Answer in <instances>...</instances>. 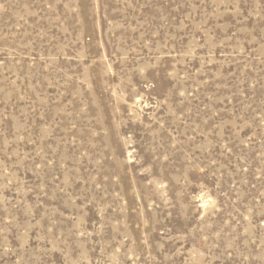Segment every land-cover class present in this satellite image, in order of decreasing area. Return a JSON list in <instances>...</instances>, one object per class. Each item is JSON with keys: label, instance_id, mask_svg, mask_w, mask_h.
<instances>
[{"label": "rangeland", "instance_id": "obj_1", "mask_svg": "<svg viewBox=\"0 0 264 264\" xmlns=\"http://www.w3.org/2000/svg\"><path fill=\"white\" fill-rule=\"evenodd\" d=\"M0 264H264V0H0Z\"/></svg>", "mask_w": 264, "mask_h": 264}]
</instances>
